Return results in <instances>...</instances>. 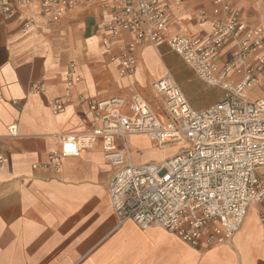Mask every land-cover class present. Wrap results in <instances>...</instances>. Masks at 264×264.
<instances>
[{"label": "built area", "instance_id": "built-area-1", "mask_svg": "<svg viewBox=\"0 0 264 264\" xmlns=\"http://www.w3.org/2000/svg\"><path fill=\"white\" fill-rule=\"evenodd\" d=\"M100 1L0 0V11L7 21L23 16L22 31L29 33L39 18L59 23L78 7ZM104 8L112 14L105 25L111 41L133 34L110 58L121 78L135 76L140 47L166 44L199 80L219 89L221 98L194 110L172 77L151 85V100L133 83L130 97L100 102L79 97L93 122L84 133L62 136L41 167L60 172L64 160L80 158L101 143L105 159L116 168L108 194L118 225L157 227L191 248L213 249L232 243L253 211L264 236V92L251 98L264 73L263 24L249 21L238 0H212L210 9L200 10L195 23H209L211 32L197 35L186 26L172 31L173 18L161 0H107ZM81 81L76 63H69L62 96L47 103L53 116L74 104L73 91ZM7 129L9 137L17 136L16 125ZM129 135H144L161 150H179L156 163L136 164L126 142ZM4 160L0 151V164Z\"/></svg>", "mask_w": 264, "mask_h": 264}, {"label": "crops", "instance_id": "crops-1", "mask_svg": "<svg viewBox=\"0 0 264 264\" xmlns=\"http://www.w3.org/2000/svg\"><path fill=\"white\" fill-rule=\"evenodd\" d=\"M106 1L80 6L59 23L39 18L29 33L22 31L23 16L7 21L0 11V151L5 159L0 164V264H264V236L256 215L246 217L232 243L213 249L191 248L157 227L118 225L108 194L116 168L105 159L101 143L80 158L64 160L60 172L41 167L62 136L84 133L93 122L79 97L92 102L130 97L133 83L151 100V85L172 77L194 110L211 106L204 102L209 98L205 90L212 88L166 44L140 47L135 76H119L110 58L133 34L110 40L105 25L112 14L104 8ZM161 2L173 18L172 31L186 26L194 35L211 32L209 23L198 26L195 18L211 8L212 0ZM238 6L249 21L264 26V4L238 0ZM71 62L82 81L74 88V104L53 116L47 103L62 96ZM195 84L205 90L194 94ZM256 88L262 96L264 73ZM12 125L16 137L8 135ZM138 138L148 141L144 135L126 138L134 161ZM117 146L123 149L121 139Z\"/></svg>", "mask_w": 264, "mask_h": 264}, {"label": "rangeland", "instance_id": "rangeland-1", "mask_svg": "<svg viewBox=\"0 0 264 264\" xmlns=\"http://www.w3.org/2000/svg\"><path fill=\"white\" fill-rule=\"evenodd\" d=\"M195 86H196V90L194 91V94H197V92L200 94L201 92L205 90L202 88L200 84H195ZM205 91L207 92V95H209V98L204 103H206L208 106L216 103L221 98L220 97L221 93L219 89L208 88ZM261 94H262V91L260 90V88L259 89L256 88L251 91V98L252 99L258 98L261 96ZM151 99L153 98L151 97ZM133 147H134L133 153H134V158H135V161L133 159V162L136 164H140L137 162L154 163V161H158L160 159H164L168 156H171L179 150L177 148L169 149L165 151L161 150L159 148L153 147L150 141L149 140L147 141L144 138H138V141L136 143H133ZM248 215L252 216V215H255V213L253 211H250Z\"/></svg>", "mask_w": 264, "mask_h": 264}]
</instances>
